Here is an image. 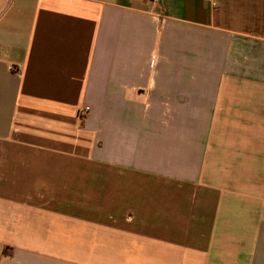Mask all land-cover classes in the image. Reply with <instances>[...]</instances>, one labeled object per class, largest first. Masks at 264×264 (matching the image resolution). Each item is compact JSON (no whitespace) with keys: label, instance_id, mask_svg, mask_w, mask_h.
<instances>
[{"label":"crops","instance_id":"crops-1","mask_svg":"<svg viewBox=\"0 0 264 264\" xmlns=\"http://www.w3.org/2000/svg\"><path fill=\"white\" fill-rule=\"evenodd\" d=\"M0 264H264V0H0Z\"/></svg>","mask_w":264,"mask_h":264},{"label":"built area","instance_id":"built-area-1","mask_svg":"<svg viewBox=\"0 0 264 264\" xmlns=\"http://www.w3.org/2000/svg\"><path fill=\"white\" fill-rule=\"evenodd\" d=\"M81 112V111H80ZM79 112H78V110H77V114H78Z\"/></svg>","mask_w":264,"mask_h":264}]
</instances>
